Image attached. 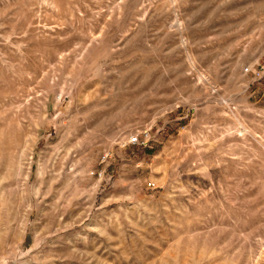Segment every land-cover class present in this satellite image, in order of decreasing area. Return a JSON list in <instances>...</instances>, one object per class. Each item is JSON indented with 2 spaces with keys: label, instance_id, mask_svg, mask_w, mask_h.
Returning <instances> with one entry per match:
<instances>
[{
  "label": "rangeland",
  "instance_id": "obj_1",
  "mask_svg": "<svg viewBox=\"0 0 264 264\" xmlns=\"http://www.w3.org/2000/svg\"><path fill=\"white\" fill-rule=\"evenodd\" d=\"M0 264H264V0H0Z\"/></svg>",
  "mask_w": 264,
  "mask_h": 264
},
{
  "label": "built area",
  "instance_id": "obj_2",
  "mask_svg": "<svg viewBox=\"0 0 264 264\" xmlns=\"http://www.w3.org/2000/svg\"><path fill=\"white\" fill-rule=\"evenodd\" d=\"M147 133L144 134V137H140L138 134L128 137V143L131 145H140L146 142Z\"/></svg>",
  "mask_w": 264,
  "mask_h": 264
},
{
  "label": "bare ground",
  "instance_id": "obj_3",
  "mask_svg": "<svg viewBox=\"0 0 264 264\" xmlns=\"http://www.w3.org/2000/svg\"><path fill=\"white\" fill-rule=\"evenodd\" d=\"M240 131V130H239Z\"/></svg>",
  "mask_w": 264,
  "mask_h": 264
}]
</instances>
